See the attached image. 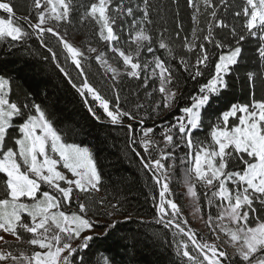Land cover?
<instances>
[{"label": "snow or ice", "instance_id": "snow-or-ice-1", "mask_svg": "<svg viewBox=\"0 0 264 264\" xmlns=\"http://www.w3.org/2000/svg\"><path fill=\"white\" fill-rule=\"evenodd\" d=\"M184 5L190 40L180 0H30L19 15L0 0V264H117L98 245L130 223L155 228L173 264H264V0ZM74 23L90 25L107 51L76 46ZM245 42L255 44L251 58ZM8 64L54 72L105 133L123 132L121 151L151 181L150 208L134 202L127 176L103 172L90 146L63 138L47 96L26 90ZM237 81L240 101L228 99ZM177 164L194 214L205 201L210 239L170 188ZM140 236L120 238L135 251Z\"/></svg>", "mask_w": 264, "mask_h": 264}, {"label": "trees", "instance_id": "trees-1", "mask_svg": "<svg viewBox=\"0 0 264 264\" xmlns=\"http://www.w3.org/2000/svg\"><path fill=\"white\" fill-rule=\"evenodd\" d=\"M18 7L17 15L24 13L30 0H12ZM81 2H87V0H81ZM156 2V0H153ZM163 4H170L171 0H162ZM24 5V7H21ZM0 17H7L6 13L0 10ZM179 19L183 23L184 32L181 36H187L189 40L192 35L193 23L191 20V10L186 8L184 0H180V17ZM167 27H174L171 23L170 15L165 17L162 21ZM239 26V21H234ZM202 26V25H201ZM69 39L72 40L78 47L82 49L91 47H97L99 51H107L103 42L99 41L97 37L93 35L90 25H82L74 23L68 30ZM246 52L245 55L248 58L254 56L253 49L255 44H248L245 42L244 45ZM163 51V50H161ZM93 56L95 54H92ZM109 59L111 63L115 64V60L111 59L109 53ZM255 59H246L245 64L255 66ZM92 73L96 74V77L104 75V70L99 64L93 62L92 67L89 69ZM6 71L13 74L15 78H18V82L21 83L26 90H30L31 93L37 94L40 98L47 96V102L50 105V111L52 112V120L54 126L57 127L63 138L68 143H77L84 146H90L97 157L98 165L102 168L103 172L112 174L113 178H118L115 174L119 172L121 176H127L130 181L133 182V191L135 193L134 202L138 200L145 209L150 208V201L146 199L147 196L152 195V189L150 187L151 181L139 171V165L135 161L129 160L125 155L123 145V132L113 131L110 135L105 133L97 124H95L91 118L87 115L86 110L81 105L79 99L75 97L67 87L58 79L54 72L50 70L42 72L39 66L35 68L25 67L22 64H8ZM123 79V77H122ZM203 80V78H201ZM198 85L195 82L188 83V90L190 93H195ZM129 89L125 88V93ZM259 95V93H258ZM245 98V92L242 90L240 81L236 82V87L230 94L228 99L240 101ZM187 102V101H185ZM227 103V100H222L214 106L213 111L217 108H223ZM167 118H171V114H166ZM213 115V119H214ZM167 122V119L165 120ZM152 120L148 121L151 125ZM139 131V130H137ZM203 138V134H201ZM182 156L184 154L183 149L178 150ZM183 166L177 164L174 169L171 170L170 188L175 194L177 202L182 206L184 204V195L181 191L183 182ZM199 192L200 189L197 188ZM98 195H102L98 194ZM201 211L202 215L207 220V206L205 201L201 199ZM215 212V209H212ZM148 219L151 220V216L148 215ZM155 231V228L148 227L147 225L142 226L139 223H130L124 228L123 233L117 234L110 240H106L98 245L102 249H107L117 260V264H173L176 257L170 249L160 246L159 244L153 243L151 234ZM205 233L202 230H196L198 234L203 236L204 239H210L211 233L208 231V227L205 224ZM127 233L141 234V243L133 251L130 248H126V242L120 237ZM163 235V233H160Z\"/></svg>", "mask_w": 264, "mask_h": 264}, {"label": "rangeland", "instance_id": "rangeland-1", "mask_svg": "<svg viewBox=\"0 0 264 264\" xmlns=\"http://www.w3.org/2000/svg\"><path fill=\"white\" fill-rule=\"evenodd\" d=\"M0 18H4V17H0ZM72 41V40H71ZM73 42V41H72ZM74 43V42H73ZM75 44V43H74ZM76 45V44H75ZM77 46V45H76ZM103 68V67H102ZM104 70V68H103ZM70 175V174H69ZM183 195H184V204H183V213L185 218H187L191 224V226L195 229V230H202L205 233H207L205 231V224H206V218L202 215V211L198 214H194V209L191 206V197H189L187 195V188L186 186L183 184L182 182V189H181ZM202 217V218H201ZM208 231H210L208 229Z\"/></svg>", "mask_w": 264, "mask_h": 264}, {"label": "bare ground", "instance_id": "bare-ground-1", "mask_svg": "<svg viewBox=\"0 0 264 264\" xmlns=\"http://www.w3.org/2000/svg\"><path fill=\"white\" fill-rule=\"evenodd\" d=\"M203 232V231H202Z\"/></svg>", "mask_w": 264, "mask_h": 264}]
</instances>
